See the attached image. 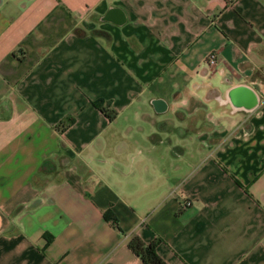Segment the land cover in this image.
Here are the masks:
<instances>
[{
    "label": "crops",
    "instance_id": "obj_1",
    "mask_svg": "<svg viewBox=\"0 0 264 264\" xmlns=\"http://www.w3.org/2000/svg\"><path fill=\"white\" fill-rule=\"evenodd\" d=\"M133 235L264 264V0H0V264H144Z\"/></svg>",
    "mask_w": 264,
    "mask_h": 264
},
{
    "label": "trees",
    "instance_id": "obj_2",
    "mask_svg": "<svg viewBox=\"0 0 264 264\" xmlns=\"http://www.w3.org/2000/svg\"><path fill=\"white\" fill-rule=\"evenodd\" d=\"M93 104L109 119H113L115 117L116 112L109 110L106 106H104L102 100H96L93 102ZM68 120L72 122L73 119L69 117ZM103 218L105 220L112 221L115 223L116 228H119L117 227L116 219L113 218L109 211L104 213ZM46 241L47 243L50 242V238L47 237ZM159 241V239H154L149 243H145L141 237L138 235H133L129 238L127 244L130 250L136 254L144 264H167V262L158 254L156 250Z\"/></svg>",
    "mask_w": 264,
    "mask_h": 264
},
{
    "label": "built area",
    "instance_id": "obj_3",
    "mask_svg": "<svg viewBox=\"0 0 264 264\" xmlns=\"http://www.w3.org/2000/svg\"><path fill=\"white\" fill-rule=\"evenodd\" d=\"M216 61H217V54L216 52H211L209 53V55L207 56V63L209 66H214L216 64ZM191 202L190 201H186L183 203V205L187 206V205H190Z\"/></svg>",
    "mask_w": 264,
    "mask_h": 264
}]
</instances>
